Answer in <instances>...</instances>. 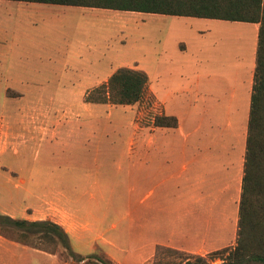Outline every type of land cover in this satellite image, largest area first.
<instances>
[{
	"label": "rangeland",
	"instance_id": "obj_1",
	"mask_svg": "<svg viewBox=\"0 0 264 264\" xmlns=\"http://www.w3.org/2000/svg\"><path fill=\"white\" fill-rule=\"evenodd\" d=\"M20 5L40 9L32 10L34 15L28 17L30 34L21 36V47L32 56L44 53L51 58L17 59L13 64L16 74L34 83L29 88L0 90L4 130L19 133L8 145L16 150L29 139L28 133L43 131L82 133L84 137L78 139L86 142L85 146L52 147L42 152L31 165L48 179L31 195L28 189L34 187L29 181L22 186L16 182L28 177L27 170L0 166V215L29 222L52 220L75 234L81 229L82 216H92L90 210L76 208L84 190L89 200L91 193L111 197L108 209L104 203L99 208L89 207L97 216L109 211L104 228H124L123 219L129 215L135 222L131 230L136 233L145 201L158 205L150 214L158 220L162 246L145 251L144 256L133 255L126 249L138 248L139 241L124 238L125 254L112 260L100 249L88 254V249L70 241L74 255L90 256L85 261L88 264H100L92 255L111 264H180L202 255L208 264H230L222 259L235 246L237 223L231 226L229 221L227 239L220 249L227 252L222 257L213 256L217 251L198 250L191 244V144L208 142L213 146L220 142L232 148L236 165L234 160L229 170L232 167L234 175L241 174L258 26L71 6ZM29 39H33V47L26 45ZM120 68L147 75L141 99L133 105L88 103V96L91 100L101 98L96 89L106 85ZM85 77L99 79L89 89H75ZM157 117H174L176 126L156 127ZM195 130L198 132L192 135ZM78 139L56 137L52 141ZM13 142L15 146L10 144ZM149 147L156 149L148 154L147 167L140 165V153L125 154L129 148L139 152ZM6 160L12 167L21 164ZM86 173H91L98 185H82L91 180ZM147 194L150 198L146 201ZM68 201L71 208L66 209L63 205ZM34 243L25 245L0 235V264H85L70 259L57 246ZM159 248L177 251L181 257Z\"/></svg>",
	"mask_w": 264,
	"mask_h": 264
},
{
	"label": "crops",
	"instance_id": "obj_2",
	"mask_svg": "<svg viewBox=\"0 0 264 264\" xmlns=\"http://www.w3.org/2000/svg\"><path fill=\"white\" fill-rule=\"evenodd\" d=\"M20 3L25 4H39V3H27V2H15L0 0V90H14L19 89L22 85L29 88L31 82L30 80H22L19 78L16 71H14V63L20 58H51L50 55L42 53L43 56H34L26 52L24 48L21 47L20 38L23 35L29 36L30 27L28 22L30 21L28 17L34 15V11H39L40 9L36 7H31L29 5H20ZM39 5H51V4H39ZM63 6V5H54ZM70 7V6H69ZM73 7V6H71ZM82 8V7H78ZM95 9V8H86ZM34 10V11H32ZM104 10V9H101ZM256 30V29H255ZM256 33V31H255ZM33 39H29L26 45L33 47ZM107 72H103L105 74ZM99 77L96 79L85 77L81 83L75 87V89H89L93 87L94 81L97 82ZM252 87V85H251ZM251 91V88H250ZM250 95L249 93V105H250ZM8 101L9 99L5 97ZM232 104L234 102L231 101ZM238 103V102H237ZM249 115V112H248ZM6 116L3 112L0 113V166H7L8 168L16 171L27 170L28 177L26 179H16L18 185L27 184L33 186L34 188H29L28 192L31 195L35 192V187L39 185H45L42 180L48 179L40 172L37 168L31 165V163L39 157V155L46 149L51 150L52 147H61L66 149L68 147H75L78 145L85 146V140L78 139L83 138L84 135L78 132L71 133H51V131H43L42 133L36 135L28 133V140L25 143L20 144L18 141V147L16 150L10 149L8 145L10 138H18L19 133L12 131L10 134L8 131L4 130V123ZM198 130H195L192 135H195ZM73 138L78 140H64V141H52V138ZM86 137V136H85ZM40 138V141L36 139ZM198 142V141H196ZM202 142V141H201ZM14 145L13 143H10ZM38 149V151H37ZM151 149H156V147L140 148L139 152L135 148H129V151L125 154H137L140 153L139 163L142 167H147L149 165L148 154ZM37 152V153H36ZM232 148L221 144L220 142H214L213 146L208 142L191 144V244L194 248L203 251H218L223 249L228 232V224L231 220V226H235L238 220V204L241 193V180L243 174V161H242V172L240 175L233 174V164L235 157L232 156ZM234 155V154H233ZM7 158L21 161V164L16 165L17 167H12V165L7 162ZM131 157L128 156V159ZM133 158V159H138ZM229 165L230 167L229 170ZM236 165V160H235ZM1 168V167H0ZM36 171V172H35ZM153 174V172L151 173ZM3 175V173H1ZM30 175V176H29ZM85 177L91 178L85 181L82 185L87 184L88 186L98 185L96 180H93L91 173H86ZM61 182V181H60ZM94 189V188H92ZM19 191V189H18ZM33 191V192H32ZM84 191V190H83ZM81 193L80 197L77 199V209L90 210L91 217L87 215L82 216L81 229H78L75 234L70 233L69 230H65L63 226L52 220L53 223L59 225L68 234L70 241L73 243L81 244L85 249H88L90 254L95 249H100L107 254L112 260H116L118 256L124 255L125 251L122 247V240L126 239H137L139 241V247L136 249H126L127 252L136 255L141 253L142 256L146 254L145 251L151 252L152 249L157 246L163 245L162 236L160 235V226L157 219H153L150 212L152 209L156 211L158 205L147 204L145 201L143 203V208L145 211L141 212L140 216V231L132 232L131 227L135 222L129 215H126L123 221L126 223L124 228L113 230L109 227L104 228L105 219L109 215L106 209L109 208L111 202V197L104 196L106 194L94 195L89 200L85 193ZM93 192V190H92ZM235 192V196L233 193ZM110 194V193H108ZM149 194L146 195V201L150 198ZM82 200L79 204L78 201ZM232 201H231V200ZM36 201V200H34ZM46 203V201H44ZM43 203V205L45 204ZM71 201L65 202L64 207L66 209L71 208ZM105 204L106 208L103 210L100 216H97L95 211L89 209L94 205ZM233 204V205H231ZM93 211V212H92ZM106 211V212H105ZM105 212V213H104ZM88 218H91V222ZM100 220H97V219ZM47 220V219H46ZM77 220L80 218L77 216ZM120 242V243H119ZM204 256V255H202Z\"/></svg>",
	"mask_w": 264,
	"mask_h": 264
},
{
	"label": "trees",
	"instance_id": "obj_3",
	"mask_svg": "<svg viewBox=\"0 0 264 264\" xmlns=\"http://www.w3.org/2000/svg\"><path fill=\"white\" fill-rule=\"evenodd\" d=\"M7 1L240 22L258 26L236 240L234 248L229 250L225 259L222 260H226L230 264L249 262L264 264V0ZM147 82L148 77L145 73L120 68L111 75L106 85H101L96 89L101 98L91 100L88 96L87 102L133 105L141 99ZM176 123L174 117H157L154 122L156 127H174ZM0 235L30 246H33L34 242L52 244L62 249L70 259L76 258L78 262L85 263L90 258V256L84 258L74 255L70 248L68 234L59 225L49 220L29 222L0 215ZM159 250L180 255L172 249L159 248ZM223 252H227V250H220L212 254L222 257ZM91 258H95L100 264H111L108 259L97 255H92ZM180 264H208V262L204 257L196 256L193 261H191V257H188Z\"/></svg>",
	"mask_w": 264,
	"mask_h": 264
},
{
	"label": "bare ground",
	"instance_id": "obj_4",
	"mask_svg": "<svg viewBox=\"0 0 264 264\" xmlns=\"http://www.w3.org/2000/svg\"><path fill=\"white\" fill-rule=\"evenodd\" d=\"M120 20V19H119Z\"/></svg>",
	"mask_w": 264,
	"mask_h": 264
}]
</instances>
